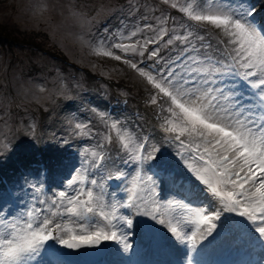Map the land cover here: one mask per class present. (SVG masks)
<instances>
[{
  "label": "snow or ice",
  "instance_id": "snow-or-ice-1",
  "mask_svg": "<svg viewBox=\"0 0 264 264\" xmlns=\"http://www.w3.org/2000/svg\"><path fill=\"white\" fill-rule=\"evenodd\" d=\"M171 7H178L205 35L191 26L180 25L182 33L169 28V18L162 16L156 17L155 25L145 23L127 36L116 33L120 42L111 47L99 41L93 51L123 60L151 86L154 91L148 103L161 114L159 126L165 140L180 149L177 154L202 190L210 194L209 204L194 205L198 193L167 205L153 199L155 194L142 176V168L156 161L160 149L153 145L145 152L148 137L138 138L120 121L109 123L105 114L99 113L108 128L105 141L111 143L114 133L121 150L128 154L125 163L130 161L141 170L131 179V187L125 188L126 199L119 205L107 204L103 185L98 186V194L86 186V177L78 174L67 181L70 187L79 183L75 194L61 191L47 209L28 210L23 218L13 217L11 210L0 216V264H30L54 244L80 249L118 240L128 251L131 244L125 235L113 230L117 228L113 222L122 221L131 229L136 215L166 225L177 241L191 246L192 252L213 234L225 213L243 218L264 242V24L257 22L250 0H186L185 5L171 0ZM141 33L145 34L143 39L125 42ZM213 34L215 48L206 39ZM114 49L140 59L133 62L117 55ZM169 49L175 51L174 56L162 54ZM145 60L152 61L147 68L140 66ZM75 127L84 130L87 125ZM98 147L99 151L85 150L92 158L88 163L96 168L106 159L103 145ZM166 164L162 158L156 161V166L165 170ZM125 176L118 172L115 179ZM90 184L97 186V181L93 179ZM120 208L136 211L131 216H118ZM3 210L0 204V212ZM58 216L75 218L70 223L77 226L56 222Z\"/></svg>",
  "mask_w": 264,
  "mask_h": 264
},
{
  "label": "rangeland",
  "instance_id": "rangeland-1",
  "mask_svg": "<svg viewBox=\"0 0 264 264\" xmlns=\"http://www.w3.org/2000/svg\"><path fill=\"white\" fill-rule=\"evenodd\" d=\"M177 3L185 5L186 0H177ZM250 3L255 7L257 22L264 24V0H250ZM162 16L169 18V28L175 27L182 33L180 25L191 26L200 35H205V31L178 7H171V0L169 3L164 0H0V164L4 161L15 164L17 157L22 159L28 155L39 159L42 151L38 145L46 142L45 150L52 156L57 154L53 151L57 142H50L53 138L50 130H63L80 124L75 120V113L67 107L64 109L66 105L63 104L67 100L81 99L79 97L84 90L86 98L90 90L100 96L101 106L107 105L106 100L117 85V91L124 95L129 91L119 87L125 83H136L153 92L151 86L123 60L96 55L93 48L101 40L111 47L112 43L120 42L116 33L123 32L127 36L145 23L155 25L156 17ZM144 35L141 33L132 41L125 42L143 39ZM206 39L211 40L214 48L217 46L215 34L206 36ZM15 42L29 44L20 46ZM114 51L133 62L140 59L132 53ZM162 54L174 56L175 51L169 49ZM151 63L145 60L140 66L147 68ZM96 76L106 80L101 84V90L92 81ZM89 87L92 89H87ZM99 113L103 112L98 110V115L92 116L100 137L82 145L77 156L69 155L48 169L24 172L19 179L10 178L7 188L0 189V204L4 205L0 216L11 210L13 217L23 218L28 210L47 209L61 191L75 194L79 183L70 187L67 181L78 177V174L86 177V186L98 194V186L103 185L107 204L124 202L127 196L125 188L131 187V179L141 170L130 161L125 163L128 154L121 150L114 133L111 143L105 141L108 128ZM126 120L127 128L138 138L150 139L143 118L126 116ZM82 133L87 135L90 132L79 130L78 135ZM99 145H103L106 159L96 168L88 163L92 158L85 150L99 151ZM153 145L160 149L156 153V161L162 158L167 162L166 170L157 167L156 161L143 165L142 176L155 194L153 199L167 205L169 201L192 198L198 193L199 198L194 200V205L207 206L210 194L202 190L203 186L187 169L177 154L180 149L176 144L155 138L145 145V152L150 151ZM118 172L125 173V178L115 179ZM109 176L113 179H108ZM148 177L151 181H147ZM93 179L97 186L90 184ZM135 211L120 208L117 215L131 216ZM70 220L75 218L56 217V222L76 227V223H70ZM94 220L99 221L100 218L95 217ZM113 223L117 224L113 230L126 236L131 249L125 251L118 240L102 241L108 249L97 264H189V260L191 264H264V242L235 213H225L213 234L197 245L196 252L191 251L189 244L177 241L166 225L151 217L134 216L131 229L122 221ZM52 248L30 264H75L61 257L56 244Z\"/></svg>",
  "mask_w": 264,
  "mask_h": 264
},
{
  "label": "trees",
  "instance_id": "trees-1",
  "mask_svg": "<svg viewBox=\"0 0 264 264\" xmlns=\"http://www.w3.org/2000/svg\"><path fill=\"white\" fill-rule=\"evenodd\" d=\"M16 43H20V46L29 44L28 42H15V44ZM92 81L97 84L95 86L99 87L100 90L101 84L106 82L105 79L98 76L95 78L93 77ZM90 87L87 89H92ZM114 89V92H111V96L107 98V105L105 106L100 105V96L95 95L92 90L89 91V97L87 98L84 90L82 96L79 97L81 99L77 101L72 100V102L71 100H67V102L63 104L66 105L63 106V108L66 109L67 107L68 110L75 113V120L80 124L87 125L86 131H89L90 133L87 135L82 133L79 136V130L76 129L75 125L73 128H69L67 126V129L64 128L63 130L51 129V137L53 138L50 142H57V146L53 150L54 152H57V154L52 156L48 150H45L47 147L46 142L42 144V146L38 145L42 151L39 152V159L33 155H28L22 159H18L17 157L15 164L13 162L8 163L7 161L2 162L0 164V189L4 186L7 188V183L10 181V178L19 179L20 174L30 172L32 169L38 170L40 168H51L52 165L62 162V159H66L69 155L77 156L80 153L81 146L85 143L97 140L100 135L95 126L96 122L93 120L92 114L97 116L98 110L103 112L106 118L112 119L109 120V123L111 121H120L124 127H127L128 123L126 116L134 117L136 115L137 117L143 118V122L146 124L145 127L147 135L150 137L148 141L155 138L166 141L165 134L159 126L161 123V114L159 113L157 107L148 103L150 93L152 92H149L145 86H139L136 83H125V85L119 87L120 90L126 89L129 91L128 95L119 93L117 91L118 85ZM80 104L82 106L78 109ZM62 112L63 111H59V113ZM23 155L24 154H21V157H24ZM1 169L4 170L2 171Z\"/></svg>",
  "mask_w": 264,
  "mask_h": 264
},
{
  "label": "water",
  "instance_id": "water-1",
  "mask_svg": "<svg viewBox=\"0 0 264 264\" xmlns=\"http://www.w3.org/2000/svg\"><path fill=\"white\" fill-rule=\"evenodd\" d=\"M56 247L65 260L77 264H96L108 249L102 242L97 246H83L80 249H67L59 244Z\"/></svg>",
  "mask_w": 264,
  "mask_h": 264
}]
</instances>
